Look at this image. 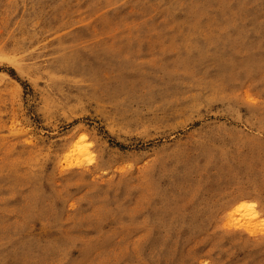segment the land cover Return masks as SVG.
Here are the masks:
<instances>
[{
    "label": "rangeland",
    "instance_id": "obj_1",
    "mask_svg": "<svg viewBox=\"0 0 264 264\" xmlns=\"http://www.w3.org/2000/svg\"><path fill=\"white\" fill-rule=\"evenodd\" d=\"M0 264H264V0H0Z\"/></svg>",
    "mask_w": 264,
    "mask_h": 264
}]
</instances>
